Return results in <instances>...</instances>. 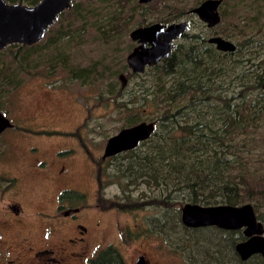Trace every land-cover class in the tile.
<instances>
[{"label": "rangeland", "instance_id": "rangeland-1", "mask_svg": "<svg viewBox=\"0 0 264 264\" xmlns=\"http://www.w3.org/2000/svg\"><path fill=\"white\" fill-rule=\"evenodd\" d=\"M76 1L83 4L86 0ZM201 1L96 2L103 12L108 11L104 7L107 3L112 2L115 8L117 5L122 28L109 45L97 30L100 15L90 19L79 31L81 44L69 47V65L86 66L108 52L123 57L125 62L135 44L129 35L131 29L155 21L188 22V35L174 41L168 56L142 71H132L126 65L121 70L126 76L124 84L118 74L82 81L59 64L51 65L48 59L37 64L27 61L23 67L12 53L20 43L0 48V110L14 123L13 128L0 134V185L7 184L9 175H17L24 201L33 198L31 206H26L35 209L37 198L48 185L44 181L33 189L31 175L22 167L29 166L35 157L57 160L54 156L58 150V165L54 169L49 166V173L65 164L63 174L70 177V185L86 191L92 203L96 202L98 188L108 201L149 197L152 201L149 208L111 209L99 215L101 229L87 238L92 250L95 243L104 242L97 240L106 230H112L108 239L117 240L119 224L144 226L147 216H156L151 237L142 231L138 239L122 246L126 261L138 249L149 252L158 264H185L181 253L160 244L165 236L174 244L185 239L188 246L192 243L200 264H240L230 240L235 235L242 237L240 230L230 232L216 225L215 229L186 228L180 208L185 202L206 204L212 199L214 203L250 202L259 221L264 222V0H222L214 26L192 11ZM20 2L28 4L26 0ZM66 21L64 13L44 37ZM80 22L75 19L74 27ZM213 34L226 38L234 47L214 45L208 39ZM114 45L118 53L113 51ZM123 62L116 67L122 68ZM134 118L137 122L153 120L154 131L134 148L103 159L107 138L134 124L128 122ZM227 119L232 121L230 126H224ZM222 125L228 128L220 143L223 158L233 168L229 185L216 190L213 181L223 178L218 175L209 185L206 180L202 182L201 172L203 175L207 168L209 173L210 168L200 158L208 154L209 144H215L213 138ZM34 145L38 152L29 151ZM9 195L13 194L0 192V199L7 200ZM87 220L93 222L95 215ZM14 234L7 236L0 229V241L9 250L5 258L13 257V248L22 243V235ZM246 264H264V260L253 257Z\"/></svg>", "mask_w": 264, "mask_h": 264}, {"label": "flooded vegetation", "instance_id": "flooded-vegetation-1", "mask_svg": "<svg viewBox=\"0 0 264 264\" xmlns=\"http://www.w3.org/2000/svg\"><path fill=\"white\" fill-rule=\"evenodd\" d=\"M6 1L9 3L20 2V0ZM139 1L142 3H147L141 0ZM214 25L215 23L209 26ZM186 35H188V25L182 34L178 35L172 40V48L174 47V41L177 38ZM214 35L215 34L210 35L209 38ZM190 37H193V35H190ZM133 41L135 42L133 47L139 44V41ZM210 42L215 45V41ZM146 44L149 45L148 41ZM13 127L14 123L2 130L0 134L6 129ZM79 138L83 140L82 135ZM28 149L29 151L35 150V152H38L36 150L39 148L34 145L30 146ZM127 150L129 149L121 150L108 156H103V148L102 158L104 159L109 156H114ZM57 154L58 150L55 152L54 156L57 158V160L53 158L49 161L46 158L37 159L35 157L33 158L35 161L29 164V166L25 164V166L22 167L25 171V174L31 175L29 184L33 189L37 186L41 187L44 181H46V184L48 185L45 190L41 192V198H37L35 209H31L26 206L27 203L29 206H31L33 198L26 200V202L24 201L22 188L19 184L17 175H9L8 178H5V180H7V184L3 183L0 185V192L2 194H13L9 195L10 198L7 200L0 199V215L4 216L3 218H0V229L3 233L5 231L7 236H14V233L17 232L18 234L22 235L23 238L20 240V242L22 241L21 245L13 248V252L15 251V255L13 256L14 258H5V253L9 252V250L7 249L6 245L0 241V264H3V262H6L7 264H158V261H155L153 257L148 255L149 252L139 251L138 249H136L130 255L129 261H126L124 253L121 250L124 244L131 243L138 239L142 231H145L146 236L151 237V233H154L153 226L156 216H147L146 218L148 221L146 220L144 226L141 225L138 227H130L119 224V237L117 240L108 239L110 238L108 235L112 232V230L111 228L110 231L106 230L102 239L100 238L97 240V242H100L101 240H104V242H100L99 244L95 243L96 246L93 248V250L90 246L91 243L89 242L90 244H87V238L90 239L92 233L95 232V230L101 229V221L98 220L99 215H104L105 213L110 212L111 209L126 211L135 208H149L150 204L152 203L150 197L143 200L135 199V201L126 200L123 202V200L119 201V199H110L108 201L107 198L101 195L102 189L98 188L96 202L92 203L88 200L87 197H89V195L86 193V191L78 190L70 185V177L66 174H63L65 164H61L53 174L49 173V166H52L54 169V166L58 165L59 160ZM55 161H57L56 164ZM21 176H23V174H21ZM98 182L102 186V182L100 183V177ZM59 184H64L65 186H61V188H59ZM51 191H53L52 194ZM45 195L47 197L44 198ZM206 204L211 205L215 203ZM181 208L180 219L186 228L200 229L207 227L215 229V224L197 226L185 224L181 218ZM92 211H95L96 213H91ZM92 214L95 215V220L93 222L87 220L88 217L91 218ZM262 223L264 226V222ZM223 229L230 232H236V230H240V234H242V237L240 235L238 236L239 238H237L235 235L230 238V240L233 242L234 250L239 255L240 264H246L247 261L253 257H260L262 260H264V254L261 252H253L246 258L241 257L240 253L236 249V244L240 241L246 240L249 237L243 233V227ZM260 234L264 235V231ZM161 238L163 242L160 244L163 246L168 245L170 251L175 250L174 252L181 253L183 259H186L185 264H200L196 258L197 254L191 249V245H193L192 243L188 246V243L185 239V242L174 244L171 241H168L165 236ZM193 249L196 251V248L193 247ZM212 251V255L214 256V250ZM77 260L82 262L78 263L76 262Z\"/></svg>", "mask_w": 264, "mask_h": 264}, {"label": "water", "instance_id": "water-1", "mask_svg": "<svg viewBox=\"0 0 264 264\" xmlns=\"http://www.w3.org/2000/svg\"><path fill=\"white\" fill-rule=\"evenodd\" d=\"M144 2L150 0H141ZM73 0H39L33 5L21 2L9 3L0 0V48L10 43L31 44L41 40L48 27L53 24L58 14L71 7ZM221 0H202L192 8L198 17L208 25L218 20V6ZM187 20L162 23L155 21L138 26L130 31L132 40L139 41L126 55V61L132 71H142L146 65L159 62L169 55L172 40L182 34L187 28ZM221 49H232L233 44L222 36H211ZM148 41L149 45L146 44ZM122 84L126 76L119 73ZM264 87V83H263ZM13 123L0 110V132ZM155 128L154 121H139L121 128L111 135L104 147L103 156L134 147L140 140L147 138ZM182 221L187 225L215 224L220 228H241L249 237L236 244V249L242 258L253 252L264 254V226L257 219L253 205L250 202L242 204L215 203L211 205L198 202H186L182 208Z\"/></svg>", "mask_w": 264, "mask_h": 264}, {"label": "trees", "instance_id": "trees-1", "mask_svg": "<svg viewBox=\"0 0 264 264\" xmlns=\"http://www.w3.org/2000/svg\"><path fill=\"white\" fill-rule=\"evenodd\" d=\"M14 1V0H10ZM19 1V0H18ZM21 1V0H20ZM102 0H86L83 4L82 1L74 0L72 5L68 9H64L58 15L61 16L64 13L67 14V21L65 23L60 24L58 27L55 28V31L52 33L50 32L49 35L47 34L46 37L42 38L39 41H36L31 44L20 43L16 46L15 49L12 50L14 58L18 61L19 64H27V61H34V64L40 62L42 59L50 60L51 65L53 63L59 64V66L63 69H66L68 74L74 78H78L82 81L87 79H102L105 75L113 76L121 72V70L126 67V61L123 62V57H118L115 54H110L109 52L98 57L93 58L91 63L86 66H74L68 64V50L69 47L78 46L81 43V40H78V36H81V32H79L82 27L89 23L90 19H94L95 17L99 16V20L96 23L97 30L101 32L102 37L107 41L109 45L110 40L116 38V35L121 30L122 26L120 24L119 15L116 8L112 2L107 3L108 5L104 6L107 7L108 11L103 12L102 9L96 7L98 4L96 2H100ZM28 4H35L38 0H26ZM56 18V20L58 19ZM75 19L80 20L81 25L74 27ZM55 23L51 24L48 27V31H51L54 27ZM91 24V23H90ZM113 51L118 53L119 48L117 45L113 46ZM44 53L46 56H44ZM125 59V58H124ZM122 60V68L116 67V64ZM51 67V66H50ZM42 69V68H41ZM118 71H120L118 73ZM117 75V76H118ZM241 102H239L240 104ZM237 104V105H239ZM130 119L128 122H137V120ZM232 121L227 119L224 122V126H230ZM228 131V128L222 127L219 129L217 136L214 139L215 144H209L207 151L209 150L208 154L204 157H201L202 163H208L210 171L206 168L205 173L202 176V182H205L209 185L212 183L213 180H216L218 175H221L223 178L222 181L218 179V181H213L215 183V189L221 190L226 188L229 185L232 168L231 162L225 158H223V150L221 148L220 143L224 140L225 132ZM213 148H212V147ZM206 167V165H205ZM232 193V191H231ZM196 197L194 196V199ZM232 200H230V203ZM209 203H214L213 199Z\"/></svg>", "mask_w": 264, "mask_h": 264}]
</instances>
